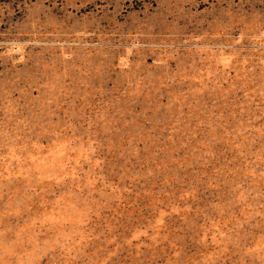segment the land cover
Here are the masks:
<instances>
[{"label": "rangeland", "instance_id": "374dc122", "mask_svg": "<svg viewBox=\"0 0 264 264\" xmlns=\"http://www.w3.org/2000/svg\"><path fill=\"white\" fill-rule=\"evenodd\" d=\"M0 264H264V0H0Z\"/></svg>", "mask_w": 264, "mask_h": 264}]
</instances>
